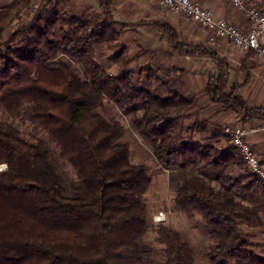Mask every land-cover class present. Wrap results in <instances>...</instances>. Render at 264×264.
Returning <instances> with one entry per match:
<instances>
[{
	"label": "trees",
	"instance_id": "trees-1",
	"mask_svg": "<svg viewBox=\"0 0 264 264\" xmlns=\"http://www.w3.org/2000/svg\"><path fill=\"white\" fill-rule=\"evenodd\" d=\"M29 1L0 7V108L13 116L23 114L47 131L77 170L78 183L68 192L52 150L25 138L13 123L0 121V164L7 165L0 171V264H144L152 173L145 163L132 162L127 127L95 112L106 101L130 115L163 168L220 173L221 188L197 174L173 198L175 211L196 213L205 221L211 262L264 264L255 250L264 251V245L254 244L249 238L254 234L244 230H264V202L245 204L225 187L264 196V182L242 164L230 136L217 133L228 141L223 146L199 139L177 142L180 123L195 107L193 98L170 85L167 96L138 85L136 73L168 83L149 64L127 70L124 48L109 59L119 67L112 74L98 60L97 50L118 46L122 30L153 25L176 54L213 61L216 71L207 80L206 93L219 112L232 110L243 121L264 120V107L251 106L241 96L243 83L230 87L228 60L211 48L184 42L168 23L117 20L112 0H97L102 13L97 22L74 14L69 0H48L25 21L22 9ZM14 12L19 27L7 36ZM20 37L23 45L16 44ZM206 128L203 122L190 127ZM235 168L246 170L234 177ZM158 232L165 246L161 264L196 263L195 250L178 229L160 223Z\"/></svg>",
	"mask_w": 264,
	"mask_h": 264
},
{
	"label": "rangeland",
	"instance_id": "rangeland-1",
	"mask_svg": "<svg viewBox=\"0 0 264 264\" xmlns=\"http://www.w3.org/2000/svg\"><path fill=\"white\" fill-rule=\"evenodd\" d=\"M22 1L23 0H0V7L12 4H21ZM47 2L48 0H30L28 3L29 7L24 10L22 9L23 19L25 21L32 19L34 14L42 9ZM67 7H69V9L74 14L84 19H90L95 22L98 20L100 21L101 19V11L97 5V1L95 0H69ZM136 11V9H132L130 15L125 7L120 8V10L117 12L115 11L114 15L117 19L124 21L126 19H131L133 21V19H139V17L142 16V14L137 15ZM181 16L183 17L184 21L190 23L189 25L190 28H193L192 30L197 31L199 27L202 29L199 24L186 19L182 14ZM18 22V16L14 12L10 19H8L5 35L8 36L12 31L16 30L19 27ZM120 32L121 33L117 40L118 46H113L112 48L104 47L97 50V58L100 60L101 64L105 66L112 74H117L119 67L112 63L109 59L112 55L118 53L121 48H124L127 53V64L125 66L127 70L136 71L143 65H151L161 80H164L166 84H168L163 86L156 80L142 79V77L140 78V75L136 73L134 76V81L138 85L145 86L154 93L160 94L162 96H167V87L172 86L173 88L181 91L186 97L193 98L195 101L194 109L189 112V114L186 115V117L180 123L177 142H186L193 139L206 141V136L202 137L197 133L193 134L190 131V127L195 123H198L199 119H204L203 123H205V121H207L205 118L206 115H209L213 110V108L210 109V107L205 104L209 102L208 95L206 93V86L208 84L207 80L216 71V66L213 64V61L208 58L210 62L209 67H207L204 65H199L201 63L200 61L202 60H193L191 57L182 55L179 56L181 57L179 58V61L174 64L171 62L172 60L168 58L170 52L168 47H166L167 44H165L164 47L162 46V40H164L166 43V39H162V34L157 32L156 29L147 28L140 29V31L122 30ZM184 34L185 33L180 32V37L184 42H187L188 44H195L194 41L190 42L187 40V36ZM24 43L25 39L23 37L17 39L16 44L23 45ZM75 65L79 67V64ZM211 67L214 68V72L212 71ZM246 77L247 76H244L242 79V86L247 82ZM230 83L232 84L233 82ZM217 107H219V105ZM95 112L105 115L108 118L118 119L124 124L125 127H127L126 140L128 141L132 152V162L145 163L150 168L152 173L153 181L148 192L146 193L147 206L149 210V217L147 221L149 223V230L147 236L145 237V246L147 249H149V252L148 255L145 256L144 264H161L162 261L165 260V246L159 241L158 224L160 223H165L170 227L178 229L182 233V236L190 242L197 256L195 264H213L207 257V246L210 244V240L208 231L205 227V221L203 220L202 216L196 213L188 214L175 211L173 209V198L175 196L176 190L186 181V179L189 180L191 177L197 174H199V176L204 175L208 178H211L215 188H221L223 184L220 180H218L220 173L208 172L206 168L200 167H189L184 170L173 168L172 170L165 169L159 164L156 156L154 155L155 153L153 151L152 144L146 141L133 126L130 115H124L122 111L116 106V104L107 101L102 106L98 107ZM192 112H196V114L198 113V116L194 115ZM24 117L25 116L23 114L21 116L10 115L5 110L0 108V121H8L13 123L14 126L20 132H22V135L25 138L34 142L42 141L48 148L52 150L53 156L51 158H53L57 170L63 176L68 192H71L75 184L78 183L77 170H75V168H73V166L61 156L60 146L56 141L53 140L48 132L42 129L35 120ZM261 121H263V119ZM217 133H221V131L219 130ZM215 136V139L212 138L209 140V142H213L219 146H222V141H217V136ZM227 142V140L223 142L224 145H227ZM242 164H244V162ZM245 170L235 168L233 170V176L237 177L239 173H243L242 171ZM225 187L232 193L235 199L244 202L245 204L252 205L264 202V196L258 192L240 194L237 192L236 186H230L227 184ZM160 211L165 212L166 219L162 222H157L154 220V216L160 213ZM244 230L254 234L249 237L254 244L264 245V231L252 228H245ZM255 250L264 256V251H262L260 248L256 247ZM229 264L236 263L234 261H230Z\"/></svg>",
	"mask_w": 264,
	"mask_h": 264
},
{
	"label": "crops",
	"instance_id": "crops-1",
	"mask_svg": "<svg viewBox=\"0 0 264 264\" xmlns=\"http://www.w3.org/2000/svg\"><path fill=\"white\" fill-rule=\"evenodd\" d=\"M97 1V0H95ZM202 5L211 7L215 11L216 17H225L231 21L236 23L242 29H247L250 25V20L247 18L245 12L243 10H239L233 8L226 0H195ZM97 5L100 9L99 3L97 1ZM112 9L113 13L115 11H119L120 8H125L127 12L131 15L132 9H136V14H142L139 19H130L121 20L116 19L122 22H130L137 23L141 21H150V22H165L173 26L179 33H185L187 36V40L190 42H195V44H203L214 51L218 52L221 56L225 57L230 65H232L230 87L235 86L242 82L244 76L249 77L248 81L241 86L240 94L243 96L249 105L251 106H263L264 107V62L260 58V56L253 50L251 51H243L233 44L229 40L218 37L214 35L210 30L199 27L197 31L192 30L190 28V23L184 21L181 13L176 11L165 10L160 5L158 0H112ZM120 7V8H119ZM101 11V9H100ZM122 11V10H121ZM99 14V13H98ZM115 16V15H114ZM100 18H102V13L100 12ZM154 28L157 32L161 33L155 26L153 25H143L140 28H131L123 31H137L140 29ZM162 34V33H161ZM213 37H212V36ZM163 39V37H162ZM259 42L264 44V35L259 37ZM187 43V42H186ZM162 46L169 49V57L172 63H177L179 61V54H176L172 51L168 40L166 39V43L162 40ZM191 57V56H188ZM193 60H202L199 65H204L209 67V59L208 58H200V57H191ZM190 60V59H189ZM198 62V61H197ZM214 64V63H213ZM212 68V67H211ZM214 72V68H212ZM246 77V78H247ZM209 99V97H208ZM211 108H213L212 112L209 115H206L205 124L207 126L205 131H198L190 129V131L194 134L197 133L200 136H206L207 140L205 142H209L217 132L220 130L225 133V128L228 125H237L244 126L245 128H250L254 124H258L261 122V119H252L249 121H243L241 116L232 110H224L219 112L217 107V103L212 102L209 99V102L205 103ZM211 105V106H210ZM193 113V112H192ZM198 116V113H193ZM199 121V122H198ZM197 122L202 123L204 119H199ZM198 123H195L198 125ZM216 137V136H215ZM249 141L255 150L259 153L262 160L264 161V131H256L250 133L248 136ZM217 141H222L221 144L224 145L223 142L226 141V138L220 140L217 138ZM222 145V146H223ZM209 172V171H208ZM264 231V230H262Z\"/></svg>",
	"mask_w": 264,
	"mask_h": 264
},
{
	"label": "built area",
	"instance_id": "built-area-1",
	"mask_svg": "<svg viewBox=\"0 0 264 264\" xmlns=\"http://www.w3.org/2000/svg\"><path fill=\"white\" fill-rule=\"evenodd\" d=\"M158 1L163 9L181 13L186 19L210 30L221 39L229 40L241 50L255 51L264 62V44L259 42V37L264 35V0H226L233 8L245 12L250 20L247 29H242L225 17H216L211 7L195 0ZM260 130L264 131V120L250 128L228 125L225 133L230 136L231 143L239 152L246 167L264 182V161L248 139L250 133ZM6 168V164L0 165V171ZM165 219L166 215L163 211L154 216L157 222Z\"/></svg>",
	"mask_w": 264,
	"mask_h": 264
}]
</instances>
